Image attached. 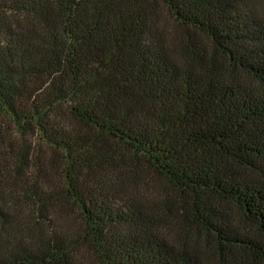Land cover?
Segmentation results:
<instances>
[{
    "label": "trees",
    "instance_id": "obj_1",
    "mask_svg": "<svg viewBox=\"0 0 264 264\" xmlns=\"http://www.w3.org/2000/svg\"><path fill=\"white\" fill-rule=\"evenodd\" d=\"M82 247L264 264L258 2L0 0V264Z\"/></svg>",
    "mask_w": 264,
    "mask_h": 264
},
{
    "label": "rangeland",
    "instance_id": "obj_2",
    "mask_svg": "<svg viewBox=\"0 0 264 264\" xmlns=\"http://www.w3.org/2000/svg\"><path fill=\"white\" fill-rule=\"evenodd\" d=\"M255 1H256V5L258 2V4L264 9V0H255ZM158 11H159L158 16L160 17L162 22H164L166 28H168V29L179 28V26L175 25L171 21V19H169L167 17V15L163 9L160 8V9H158ZM161 182L162 181H159V183H161ZM65 219H67L66 223L69 225L74 224V222H75L74 215H72L71 212H69V211L66 213ZM74 262H75V264H98L96 258L86 248H83V247L76 249Z\"/></svg>",
    "mask_w": 264,
    "mask_h": 264
}]
</instances>
